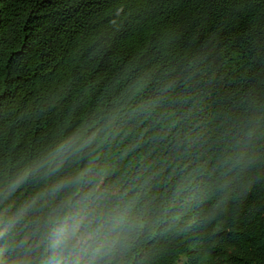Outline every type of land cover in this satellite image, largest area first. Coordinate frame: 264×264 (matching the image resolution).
I'll return each instance as SVG.
<instances>
[{
  "label": "trees",
  "instance_id": "obj_1",
  "mask_svg": "<svg viewBox=\"0 0 264 264\" xmlns=\"http://www.w3.org/2000/svg\"><path fill=\"white\" fill-rule=\"evenodd\" d=\"M72 219L78 264H264V0H0V264Z\"/></svg>",
  "mask_w": 264,
  "mask_h": 264
},
{
  "label": "clouds",
  "instance_id": "obj_2",
  "mask_svg": "<svg viewBox=\"0 0 264 264\" xmlns=\"http://www.w3.org/2000/svg\"><path fill=\"white\" fill-rule=\"evenodd\" d=\"M74 182V180L69 179L60 184L59 189H65ZM79 230L80 224L75 219L61 225L56 230L53 236L54 264H64V261L70 258H72V264H78V261L74 258V252L78 243Z\"/></svg>",
  "mask_w": 264,
  "mask_h": 264
},
{
  "label": "rangeland",
  "instance_id": "obj_3",
  "mask_svg": "<svg viewBox=\"0 0 264 264\" xmlns=\"http://www.w3.org/2000/svg\"><path fill=\"white\" fill-rule=\"evenodd\" d=\"M218 264H226V263H225V261H224L223 259H220V260L218 261Z\"/></svg>",
  "mask_w": 264,
  "mask_h": 264
}]
</instances>
